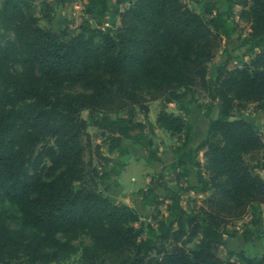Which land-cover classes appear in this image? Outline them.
<instances>
[{"label":"trees","instance_id":"1","mask_svg":"<svg viewBox=\"0 0 264 264\" xmlns=\"http://www.w3.org/2000/svg\"><path fill=\"white\" fill-rule=\"evenodd\" d=\"M66 2L0 0V264H64L76 255L80 264H264V252L218 254L236 234L233 222L247 216L241 235L252 242L264 206V178L256 172L264 159L245 160L264 151V141L248 120L233 116L248 104L264 111V0H225L223 9L207 4L209 18L183 0H85L77 28L38 25L52 21L53 3ZM236 6L249 24L245 37L236 35L243 54L209 78L223 39L235 36ZM75 86L84 92L66 91ZM196 92L218 113L212 119L208 110L205 138L191 146L185 122ZM151 102L164 105L155 125L182 135L168 166L145 133L149 124L134 118L137 108L146 119ZM169 104L180 114L166 112ZM88 126L100 132L108 153L124 155L128 140L159 165L140 191L151 208L144 220L107 196L117 173L84 161ZM96 149L98 167L107 166L110 159ZM187 165L196 170V186L180 183ZM167 170L181 194L162 184ZM189 192L202 199L187 211L180 198Z\"/></svg>","mask_w":264,"mask_h":264},{"label":"rangeland","instance_id":"2","mask_svg":"<svg viewBox=\"0 0 264 264\" xmlns=\"http://www.w3.org/2000/svg\"><path fill=\"white\" fill-rule=\"evenodd\" d=\"M112 3H115L116 0H111ZM184 3L195 13L201 15L204 18H209L210 15L206 13V5L210 4L213 5L214 8H225V0H199L200 3H196L195 0H183ZM85 4V0H67L65 5L63 7H59L53 3L54 6V15L53 19L50 23H47L43 19L39 20L38 25L45 29V30H53V31H61L65 26H69L71 28H77L82 19L85 17L83 16V7ZM240 7H234L232 11V19L235 23V36L239 35L241 37H245L249 32V24H247L244 21H241L238 18V14L240 12ZM214 12H212V15ZM37 16H40L39 13H37ZM117 21V20H115ZM115 23V22H114ZM94 25V24H92ZM105 27H112V20H107V23ZM235 36L231 39H223L222 46L215 57V59L209 64V78H212L215 76V70L216 68L221 65L227 58L229 59V67L232 68L235 65V57H241L243 54V49L238 47L237 44V36ZM245 61H247V58H244ZM67 92L71 94L76 93H83L84 91L79 87L75 86L71 89L66 90ZM195 99L197 102V105L192 106V113L190 116L186 118V125L190 126L192 130V145L195 146L201 143L205 138V132L207 130L209 121L206 119L205 115L210 110V115L212 119H215L217 117L218 113V105L212 104L206 97V94L203 92H196L195 93ZM199 106L200 108H197ZM164 107V105L161 102H151L148 104V114L146 116V119H144V115L138 111L137 108H135V120L148 123V129L146 130V135L150 138L152 142V148L155 151V153L160 157L163 164L165 166H168L170 163L175 161V155L174 151L177 149L182 141V135H170L169 133L159 129L155 125V118L161 108ZM165 110L168 113H172L175 115L180 114L177 110L176 106L174 104H169L165 106ZM128 111L124 110L121 113L118 114L119 117H126ZM182 115V114H181ZM234 117H243L244 119L248 120L254 127V129L261 135L263 141H264V131H263V125H264V111H260L256 108L255 104H248L246 109L242 111L241 113L234 112ZM83 117H85V114H83ZM147 124V125H148ZM87 133L89 136L88 141L84 142L86 145V150L84 153V161L86 163H91L92 166H95L98 168V171L100 173H105L108 171L109 165L105 167H98L97 159H96V146L99 147L100 153H102L105 158L110 159V161L116 162L118 161V172L121 170L124 171V174L121 178V183L124 187V189L127 190L126 194L122 197L124 199H127L129 202V206H134L136 209H138V212L140 213V217L142 220L146 218L144 214L145 208L141 205V202H139L140 191H143L146 189L147 184L149 180L152 177H156L157 173L159 172V165L156 162L153 161H146L145 155L143 154L142 150L140 149L139 145L132 144L130 141L127 143L128 148V154L127 157H121L116 156L117 152L114 151L112 153H108L107 142H101L103 140V137H101L100 132L93 128L92 126H88ZM124 143V141H123ZM197 159L200 161V163H203V157L202 153H199L197 155ZM264 159V151H258L256 153H253L251 155L246 156L245 160L250 164L254 165L258 161H262ZM190 171V173H189ZM109 172V171H108ZM256 172L264 178V170L257 169ZM180 173H183L180 172ZM119 175V174H118ZM111 183V182H110ZM181 185L184 186H196V170L187 165V174L184 178L180 179ZM162 184L168 188H170L172 191H174L177 194H181V187L176 186L175 182L172 180L171 173L167 170L162 175ZM161 195L162 199V192H158ZM202 197L194 194L192 192H189L188 194H184L180 198V204L181 206L187 210L190 211L191 209H196L200 206V201ZM4 211L6 213L11 212V210L8 207H4ZM261 220L260 225L257 227V229L254 232L253 240L252 242L245 243L244 239L241 235L243 225L248 221V216L243 218L242 220L234 221L232 230L235 231V236L231 238H226L224 240L223 245L219 248L218 254L222 259H226L227 252H233L243 253L248 258H254L259 257L264 252V206H261ZM137 212V213H138ZM160 216L163 217L162 214H164V209H160ZM165 215V214H164ZM84 244H88V240L84 239L82 240ZM64 264H80L79 262V255L73 256L70 260L65 262Z\"/></svg>","mask_w":264,"mask_h":264},{"label":"crops","instance_id":"3","mask_svg":"<svg viewBox=\"0 0 264 264\" xmlns=\"http://www.w3.org/2000/svg\"><path fill=\"white\" fill-rule=\"evenodd\" d=\"M123 141H124V143H123ZM122 141V144L123 145H125V147L128 149L129 148V146H128V144L129 143H127L128 142V140H123ZM129 154H130V152H129ZM128 153H125L124 155H119L118 153H117V157L118 156H121V157H127V155H129ZM116 160L117 159H115L114 161H112V162H110L108 165L110 166L109 168H108V171L110 172V173H117V176H111L110 177V179H109V183L110 184H113V183H116V187H114V188H112V190H110L108 193H107V196L113 201V202H115V203H123V204H126V205H128L129 206V202H128V200L127 199H124L123 197H122V195L124 196V194H126V192H127V190L126 189H124V187H123V185H122V183H121V178H122V176H123V174H124V171H120V172H118L119 170H118V161L116 162ZM108 171H106V172H108ZM189 173H190V171H189ZM119 174V175H118ZM192 186H193V184H192ZM139 200V202H141V205L146 209L145 210V212H146V214H144V216L145 217H147L149 214H150V211H151V208H149V207H147V206H144L143 204H142V200H141V197L138 199ZM132 208H134L137 212H138V209H136L134 206H132ZM138 214H140L139 212H138Z\"/></svg>","mask_w":264,"mask_h":264}]
</instances>
